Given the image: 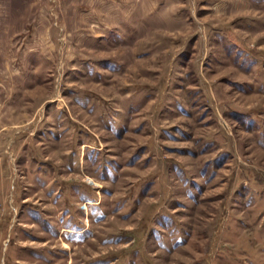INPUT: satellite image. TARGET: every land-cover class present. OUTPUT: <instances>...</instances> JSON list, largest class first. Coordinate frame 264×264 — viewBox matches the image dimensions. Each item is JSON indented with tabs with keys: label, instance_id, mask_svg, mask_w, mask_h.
<instances>
[{
	"label": "rangeland",
	"instance_id": "obj_1",
	"mask_svg": "<svg viewBox=\"0 0 264 264\" xmlns=\"http://www.w3.org/2000/svg\"><path fill=\"white\" fill-rule=\"evenodd\" d=\"M0 264H264V0H0Z\"/></svg>",
	"mask_w": 264,
	"mask_h": 264
}]
</instances>
